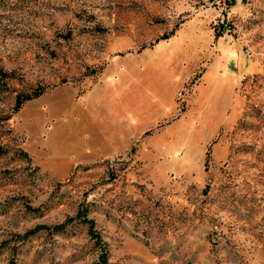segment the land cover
<instances>
[{
  "label": "rangeland",
  "instance_id": "1",
  "mask_svg": "<svg viewBox=\"0 0 264 264\" xmlns=\"http://www.w3.org/2000/svg\"><path fill=\"white\" fill-rule=\"evenodd\" d=\"M0 146V264H264V0H0Z\"/></svg>",
  "mask_w": 264,
  "mask_h": 264
},
{
  "label": "trees",
  "instance_id": "2",
  "mask_svg": "<svg viewBox=\"0 0 264 264\" xmlns=\"http://www.w3.org/2000/svg\"><path fill=\"white\" fill-rule=\"evenodd\" d=\"M171 33L172 31L170 33L164 34L162 37L167 38ZM44 91V87H39L29 94H18L15 99L14 111H17L24 102L32 98L38 97ZM4 153H6V150L2 146H0V155H3ZM20 153L23 157L26 158L25 152L21 151ZM26 208L32 213L38 212L37 208H32L30 206H26ZM87 212V208H80L78 209L74 218H78V221H80L81 224L86 226L87 233L93 240V244L99 249L98 260L96 264H107L108 258L106 244L102 240L100 234L96 232L95 222L93 221V219L88 217ZM74 218L69 217L63 222L54 224L52 226L36 225L34 228L26 230L22 235H17L16 239L23 241L40 230H46L52 233H62L67 229V226L74 220ZM8 264H13V260H10Z\"/></svg>",
  "mask_w": 264,
  "mask_h": 264
}]
</instances>
